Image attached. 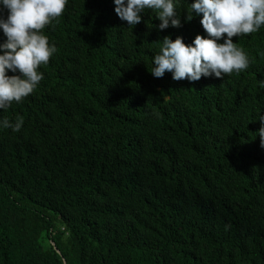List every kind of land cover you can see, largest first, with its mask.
I'll list each match as a JSON object with an SVG mask.
<instances>
[{
  "label": "trees",
  "instance_id": "1",
  "mask_svg": "<svg viewBox=\"0 0 264 264\" xmlns=\"http://www.w3.org/2000/svg\"><path fill=\"white\" fill-rule=\"evenodd\" d=\"M191 2L159 32L112 0H67L45 26L43 79L0 111L23 117L0 130V264H264V26L232 38L239 73L152 77L158 40L205 35Z\"/></svg>",
  "mask_w": 264,
  "mask_h": 264
},
{
  "label": "clouds",
  "instance_id": "2",
  "mask_svg": "<svg viewBox=\"0 0 264 264\" xmlns=\"http://www.w3.org/2000/svg\"><path fill=\"white\" fill-rule=\"evenodd\" d=\"M180 2L112 0L116 17L131 28L141 22L146 12H154L157 32L181 26L177 12ZM66 4L67 0H0V34L4 37L0 42V111L22 102L43 79L38 68L47 65L57 52L43 29L61 16ZM194 15L200 17L205 35H196L190 44L180 36L158 40L159 51L151 59V76L161 78L168 72L173 81L195 82L209 76L223 79L225 74L247 69L249 59L232 38L255 33L264 26V0H192L187 4L185 22ZM260 83L264 85V81ZM257 120L255 136L264 149V114H259ZM22 125L23 117L14 121L0 118V130L18 132Z\"/></svg>",
  "mask_w": 264,
  "mask_h": 264
},
{
  "label": "water",
  "instance_id": "3",
  "mask_svg": "<svg viewBox=\"0 0 264 264\" xmlns=\"http://www.w3.org/2000/svg\"><path fill=\"white\" fill-rule=\"evenodd\" d=\"M58 252V251H57ZM63 264H65L64 262H63Z\"/></svg>",
  "mask_w": 264,
  "mask_h": 264
}]
</instances>
